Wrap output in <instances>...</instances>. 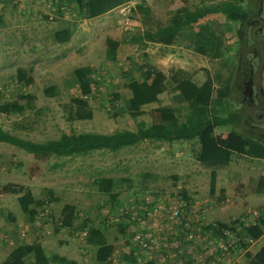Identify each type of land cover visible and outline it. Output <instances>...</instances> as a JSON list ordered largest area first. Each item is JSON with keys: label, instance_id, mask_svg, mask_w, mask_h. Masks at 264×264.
Returning <instances> with one entry per match:
<instances>
[{"label": "rangeland", "instance_id": "1", "mask_svg": "<svg viewBox=\"0 0 264 264\" xmlns=\"http://www.w3.org/2000/svg\"><path fill=\"white\" fill-rule=\"evenodd\" d=\"M138 2L140 0H126L99 17L84 18L79 14L78 3L69 0H0V103L15 99L24 92L36 96L37 106L35 110L22 114L7 115L0 111V126L34 141L58 138L64 132L113 133L135 129L140 120L147 124L159 122V114L153 109L174 101L172 94L166 91L160 95L159 101L143 107L144 114L132 117L128 110L131 92L126 82L134 76L140 78L134 63H147L168 74L170 69L182 67L191 71L198 83H202L208 74L226 73L228 67L237 63V54L232 57L227 53L228 50L237 53L243 45V41L240 45L234 29L226 33L225 53L212 59L193 50L186 36L179 37L172 45L153 41L144 45L130 39L133 34L143 33L156 24H168L181 7L194 9L204 2L210 3V0H147L153 12L151 24L136 9ZM260 15L255 18L260 28L252 23L245 35L251 44L249 48L244 47L248 50L251 79L244 81V94L238 95L234 101L237 102L236 109L249 103L241 111L239 129L240 126L255 128L259 134L257 137L264 141V2ZM206 22L215 23L218 28L227 23L223 14H209L188 25L186 31H196ZM72 25L76 29L69 42L54 41V31ZM233 25L238 27V24ZM107 36L121 40L116 61L106 55ZM83 65L93 66L97 73L98 82L89 97L94 116L69 121L61 105L73 96L81 95L73 71ZM19 67L33 68L32 84L17 80ZM131 68L134 73L129 72ZM50 84L59 86L58 95L44 93V87ZM114 93L121 97L112 100ZM186 113V109L180 112L182 120ZM16 121L24 122L27 128H19ZM233 127H217L216 134L228 138ZM198 149V140H146L115 152L97 150L87 155L51 156L41 160L15 145L0 142V264L17 245L32 241H40L48 253L76 259L78 264H133L132 250L139 264H154L149 263L153 259L134 242V229L140 225L131 224L123 232L118 223L126 221L122 208H135L132 198L140 201L149 196L156 203H169L171 199L182 198L181 193L185 192L192 205L205 210L204 220L207 222H230L236 218H243L246 224L254 222L264 211V192L257 193L255 189L258 179L264 175V159L234 153L229 164L216 169L217 185L212 193L213 168L197 160ZM101 176L126 179L116 189L120 204H112L110 196L98 190L95 181ZM8 182L20 185L21 193L31 189L37 199L46 196L47 188H53L62 200L38 207L39 215L32 222L19 205L18 196L21 194L2 192L1 186ZM63 203L76 206L77 216L72 228L60 226ZM10 213L15 216V221ZM155 220L158 222L156 227L164 226L161 218L156 216ZM84 221L105 229L108 240L115 246L109 262L97 261V248L86 242L84 231L80 229ZM234 241L236 245V237ZM262 246L264 234L257 240H249L245 247L237 245L233 264H246L247 252L255 254ZM156 250L153 261L167 263L166 258L170 257L163 254L161 248ZM184 253L183 250L177 257H172V261L170 258L167 264L186 262L185 257L182 258ZM16 264H31V259Z\"/></svg>", "mask_w": 264, "mask_h": 264}, {"label": "trees", "instance_id": "2", "mask_svg": "<svg viewBox=\"0 0 264 264\" xmlns=\"http://www.w3.org/2000/svg\"><path fill=\"white\" fill-rule=\"evenodd\" d=\"M67 1V0H63ZM78 3L79 14L84 18L99 17L114 8L122 5L126 0H69ZM204 2L191 9L187 6L175 11L166 25L156 24L154 28H146L143 33H135L130 39L135 43L146 45L153 41L165 45L175 44L179 37L186 38L193 50L212 59L219 58L225 53V36L229 30L234 29L243 45L236 51L228 50L232 57L237 54V63L234 67H228L226 73L218 71L212 76L198 83L193 78V73L185 68L178 67L170 69L169 74L159 68L140 63L134 66L140 72V78L131 77L126 82V87L131 92L128 101V110L132 117L137 118L145 113V105L159 101L160 95L164 92L172 94L173 103L160 105L154 112L159 114V122L147 124L146 121H138L135 129H122L113 133L100 132H71L62 133L58 138L45 141H34L28 138L11 133L0 126V142L15 145L36 158L45 160L51 156L72 157L87 155L97 150L118 151L125 147L137 145L143 141H167L177 140H198L199 149L196 153L197 160L205 166L213 168L211 172V192L214 193L217 185V168L230 163L234 153L247 155L254 158L264 159V141L257 137L258 131L255 128L238 127L241 119V111L249 103L240 105L236 109L234 100L238 95L244 94V81L251 79V67L249 63L248 50L251 44L246 41L245 35L252 23L257 26L256 17H261L260 8L264 0H222L220 2ZM136 9L143 15L146 22H153L152 9L147 0H140ZM220 13L225 16V27L218 28L212 22L203 23L196 31H186L190 24L198 22L209 14ZM238 24V27H233ZM232 25V26H231ZM236 28V29H235ZM75 27L65 26L53 32L52 36L57 43L69 42L75 33ZM121 40L112 36L106 37V55L108 59L116 61ZM258 50V48H256ZM33 68L19 67L16 78L24 84H32L34 76ZM134 73V68L129 69ZM73 79L79 85L81 95L73 96L70 100L62 103L63 111L67 120L92 119L94 111L90 104L89 97L93 93V86L98 81L97 73L93 66L83 65L74 69ZM44 93L48 96H56L59 93V86L56 84L46 85ZM119 93L112 95V100H117ZM36 96L32 93H19L17 98L6 100L0 103V111L9 114H22L27 110L36 109ZM187 110L185 119H181L180 112ZM19 128H27L24 122L16 121ZM234 125L229 132L228 138H221L216 134L217 127ZM126 179L115 178L114 176H101L95 181L100 192L110 196L112 204H120L119 193L116 191L118 184ZM256 192H264V175L256 185ZM2 192L21 194L18 196L19 205L29 220L34 222L39 215L38 207L49 203H60L61 195L53 188H47L44 198L37 199L31 189L21 193L20 185L8 182L1 186ZM183 199L190 202L187 193H181ZM139 202L135 203L138 204ZM126 221L118 222L121 230H125L132 224L137 225L139 221L131 219V212L125 213ZM77 216L76 206L72 203H63L60 217V226L72 228L75 225ZM15 221V216L10 213ZM145 217H143L144 219ZM183 218V222H185ZM203 232L212 231L213 236L226 239V230L234 232L237 245L245 247L249 240H257L264 234V211L256 217L255 221L249 224L243 218H236L230 222L214 221L204 222ZM84 231L86 242L97 248L96 259L99 263H107L111 260L115 246L108 240L105 229L101 226L89 224L84 221L80 226ZM189 231V230H188ZM182 238L183 247L186 239ZM233 248V252L235 251ZM134 253V250H132ZM132 253L133 264H139L138 258ZM184 255H186L184 253ZM246 264H264V246L255 254L247 252ZM30 258L31 264H78L76 259L69 258L58 253H48L40 241L21 243L17 245L5 258L3 264H16L20 260ZM183 258V254H182ZM168 259V262L170 258ZM155 260V259H153ZM151 260L149 263L156 264ZM171 261L173 259H170ZM167 262V263H168ZM165 263V264H167ZM190 262L187 261L186 264Z\"/></svg>", "mask_w": 264, "mask_h": 264}, {"label": "built area", "instance_id": "3", "mask_svg": "<svg viewBox=\"0 0 264 264\" xmlns=\"http://www.w3.org/2000/svg\"><path fill=\"white\" fill-rule=\"evenodd\" d=\"M131 200L135 208L121 210L124 213L131 212V219L139 221L141 228L139 226L134 229V242L150 258H156L154 253L157 248H161L162 253L170 258L177 257L184 250L186 255L183 254V257L189 264H233L234 232L226 230V239L213 236L212 231L203 232L205 210L201 207L192 205L183 198L171 199L169 203H156L149 196L140 201L137 198ZM137 202L139 203L135 204ZM190 208L194 210H189ZM156 216L163 220L164 226L160 229L159 226L156 227ZM183 218L186 219L185 222ZM184 234L186 243L181 247L183 242L179 236L184 237Z\"/></svg>", "mask_w": 264, "mask_h": 264}]
</instances>
